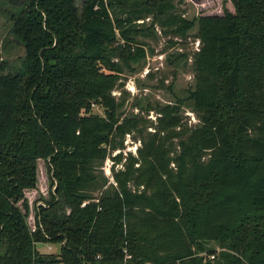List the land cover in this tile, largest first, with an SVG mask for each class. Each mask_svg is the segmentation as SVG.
Segmentation results:
<instances>
[{
	"label": "trees",
	"instance_id": "trees-1",
	"mask_svg": "<svg viewBox=\"0 0 264 264\" xmlns=\"http://www.w3.org/2000/svg\"><path fill=\"white\" fill-rule=\"evenodd\" d=\"M6 1L25 56L0 62V264H264V0L195 20L170 0ZM147 15L180 38L196 23L199 42L193 86L154 120L112 94L146 57ZM38 160L51 190L28 201Z\"/></svg>",
	"mask_w": 264,
	"mask_h": 264
},
{
	"label": "rangeland",
	"instance_id": "rangeland-1",
	"mask_svg": "<svg viewBox=\"0 0 264 264\" xmlns=\"http://www.w3.org/2000/svg\"><path fill=\"white\" fill-rule=\"evenodd\" d=\"M172 10L181 16L195 20L199 14L221 13V0H170ZM226 6L231 9L229 0ZM15 7L6 0H0V62L5 64L4 73L20 71L22 60L25 56L23 44L15 37L12 31L11 15L16 13ZM195 23V21H194ZM139 27L145 29V33L136 35L137 42H143L146 57L142 61L132 62L131 66L124 68L121 79V87L112 91L114 96L122 101V109L125 113H139L154 120L156 113L149 110L159 104L174 103L177 98H185L188 88L193 86L194 68L192 54L199 47V42L194 36L196 23L189 29L188 36L180 38L165 32L158 19L147 15L137 20ZM122 45V42H119ZM136 104V105H135ZM138 106V107H136ZM182 114L189 124L197 122L195 114L186 106H182ZM94 113L102 114L101 108H94ZM151 130V128H148ZM139 145L131 135L124 139L123 154L131 151L135 153ZM119 150L112 153L114 155ZM112 159L107 157L103 163V173L111 177ZM120 167V165H116ZM37 186L25 192L28 201H34L40 196L47 197L51 187L49 185L48 172L43 160L37 162ZM32 221V220H31ZM57 243H36L37 250L44 253L57 254ZM210 250L218 252L221 248L216 243L207 244ZM199 254H206L201 252Z\"/></svg>",
	"mask_w": 264,
	"mask_h": 264
},
{
	"label": "built area",
	"instance_id": "built-area-1",
	"mask_svg": "<svg viewBox=\"0 0 264 264\" xmlns=\"http://www.w3.org/2000/svg\"><path fill=\"white\" fill-rule=\"evenodd\" d=\"M38 203H41V202H38ZM86 202H83L81 205H84ZM41 204H43V203H41ZM130 257H131V255H129V254H127V253H125V255H124V262L122 263V264H125V261L127 260V259H130ZM210 258H213V255H210ZM142 264H148V263H142Z\"/></svg>",
	"mask_w": 264,
	"mask_h": 264
}]
</instances>
